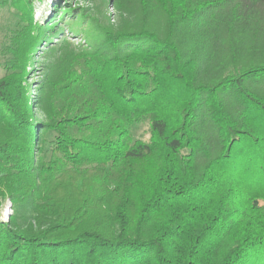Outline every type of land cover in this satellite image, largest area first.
<instances>
[{
  "label": "trees",
  "instance_id": "obj_1",
  "mask_svg": "<svg viewBox=\"0 0 264 264\" xmlns=\"http://www.w3.org/2000/svg\"><path fill=\"white\" fill-rule=\"evenodd\" d=\"M16 1L0 264H264V0H113L117 28L59 4L60 32L85 43L49 67L43 122L36 0ZM146 118L150 139L134 140Z\"/></svg>",
  "mask_w": 264,
  "mask_h": 264
},
{
  "label": "rangeland",
  "instance_id": "obj_2",
  "mask_svg": "<svg viewBox=\"0 0 264 264\" xmlns=\"http://www.w3.org/2000/svg\"><path fill=\"white\" fill-rule=\"evenodd\" d=\"M59 4L62 10L77 9L79 12L83 11L95 19V26L100 23V27L117 28L122 20L119 11L113 5V0H36L35 20L43 32V37H41L43 41L39 43L34 53L33 63L29 66L30 73L27 78L35 118L39 122L46 119V115L39 105L41 85L49 72V67L57 63L61 57V46L71 51L77 48L78 44L85 43L81 37H73L68 30L63 31V33L60 32L66 24V16L62 20L64 15L60 14ZM24 23L16 0H0V78L9 72L8 65L12 58L9 48L12 46V38ZM131 130L134 140L148 141L151 136L149 118L135 123ZM38 134V143L43 145L44 153L46 151L50 155L49 149L53 143V133L39 131ZM13 211L14 202L10 198L0 199L1 220L9 221Z\"/></svg>",
  "mask_w": 264,
  "mask_h": 264
}]
</instances>
